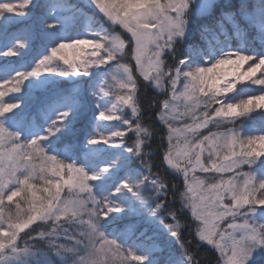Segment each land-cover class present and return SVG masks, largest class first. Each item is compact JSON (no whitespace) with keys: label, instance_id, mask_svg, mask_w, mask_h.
Listing matches in <instances>:
<instances>
[{"label":"snow or ice","instance_id":"6c2138e0","mask_svg":"<svg viewBox=\"0 0 264 264\" xmlns=\"http://www.w3.org/2000/svg\"><path fill=\"white\" fill-rule=\"evenodd\" d=\"M0 264H264V0H0Z\"/></svg>","mask_w":264,"mask_h":264},{"label":"trees","instance_id":"16d2710c","mask_svg":"<svg viewBox=\"0 0 264 264\" xmlns=\"http://www.w3.org/2000/svg\"><path fill=\"white\" fill-rule=\"evenodd\" d=\"M233 2H234V3H239V0H233ZM149 95H151V92L149 93ZM157 163H159V161H157ZM185 235H187V233H185ZM205 253H207L206 258L208 259L209 262L212 261V260L214 259L215 254L212 253L210 250H207V249H206V246H202L201 249H199V250L197 251V256H198V258H199L202 254H205Z\"/></svg>","mask_w":264,"mask_h":264},{"label":"rangeland","instance_id":"374dc122","mask_svg":"<svg viewBox=\"0 0 264 264\" xmlns=\"http://www.w3.org/2000/svg\"><path fill=\"white\" fill-rule=\"evenodd\" d=\"M7 59H15V58H7ZM256 115H258V114H256Z\"/></svg>","mask_w":264,"mask_h":264}]
</instances>
